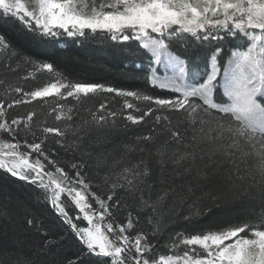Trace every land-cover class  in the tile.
I'll use <instances>...</instances> for the list:
<instances>
[{
    "label": "snow or ice",
    "instance_id": "snow-or-ice-1",
    "mask_svg": "<svg viewBox=\"0 0 264 264\" xmlns=\"http://www.w3.org/2000/svg\"><path fill=\"white\" fill-rule=\"evenodd\" d=\"M0 27L17 29L37 47L61 37L136 41L138 49L150 53L145 79L173 93L156 97L105 83L65 81L52 62L34 67L56 72L54 82L29 92L9 85L8 102L0 99V170L37 189L36 198L75 238V251L53 256L57 242L42 231L39 216L25 210V225L44 239L27 254L0 250V264H264V212L255 223L171 233L166 247L172 254L157 255L149 239L168 226L161 211L167 204L173 219L187 205L183 220L189 224L213 207L220 209L219 196H212L209 207L200 203L197 191L211 196L223 186L234 196H248L258 189L264 197V0H0ZM173 46L184 50L176 54ZM0 54L20 55L6 34H0ZM11 92L22 95L12 98ZM106 94L124 98L119 111L105 99L94 111L85 109L90 118L77 122L74 105L52 107L56 120L68 122L63 127L34 126L35 110L8 117L14 106L49 97L82 104ZM118 117L131 125L148 122L151 131L125 145L120 159L109 160L96 149ZM157 128L168 133L162 143H156ZM50 134L56 138L53 147L46 143ZM60 149L70 151L71 159L63 162ZM131 153L138 159L126 161ZM89 167L104 171L97 187L107 186V192L92 191ZM70 206L77 215L70 214ZM121 212L127 214L118 222ZM142 218L151 233L130 234ZM14 219L8 200L0 201V222Z\"/></svg>",
    "mask_w": 264,
    "mask_h": 264
},
{
    "label": "trees",
    "instance_id": "trees-1",
    "mask_svg": "<svg viewBox=\"0 0 264 264\" xmlns=\"http://www.w3.org/2000/svg\"><path fill=\"white\" fill-rule=\"evenodd\" d=\"M0 34H6V39L11 46L20 53L17 56L0 54V81L3 82L0 83V99H5L6 103L8 102L6 97L9 95V85L20 86L25 92H29L55 81L56 72L48 73L46 70H37L34 67V63L40 62H52L54 68L62 74L65 81L105 83L109 86L125 90H136L156 97L173 95L169 91L151 87L145 79L150 53L138 49V42L136 41L120 43L103 39L85 41L61 37L58 42L37 47L27 43L25 37L17 29L0 27ZM231 46V43H229L225 47V54L228 53V48ZM171 50L176 54H180L184 49L173 46ZM226 59L227 55H225ZM135 64L142 65L143 70L137 69ZM20 95L22 94L10 93L12 98H19ZM105 99L108 101L109 107L117 111L122 108L124 98L116 97L113 94H106L103 97H91L82 104L77 103L72 98L60 100L58 97H49L43 102L37 100L29 104L14 106L8 110V117H23L30 111L35 110L37 116L33 118L34 126L40 124L63 127L68 122L64 119L56 120L55 117L58 113L51 111L52 107L58 103L64 104L66 108L74 105L73 110L75 112L76 109H79V115H74L73 119L78 122L81 117L90 118L85 109L94 111L99 103L104 102ZM133 102L142 104V102ZM173 123H176V121H173ZM125 124L128 125L127 129L122 128ZM150 131L151 126L148 122L131 125L123 117H118L116 128L112 129L110 127L105 130L106 142L97 147L96 152L106 155L109 160L113 158L120 159L125 152V145L135 144L137 136L147 135ZM156 132L158 134L156 143H162L168 138L167 132L159 134V128L156 129ZM37 135H39V131H37ZM16 139L21 140L22 136H18ZM55 139L54 136L49 135V140L46 141L49 147L54 146L53 141ZM69 139L71 140L72 137L69 136ZM31 140L32 137L28 136V141L31 142ZM149 147H154V145H149ZM71 157L72 153L70 151L64 152L63 149H60V158L63 162H67ZM52 158L56 159V156ZM127 159L135 161L138 159V154L131 153L126 161ZM60 166H63V163ZM65 171H68L69 175H74V170L69 171L68 168H65ZM85 171L88 172L92 180V191L96 192L97 195L108 191L107 186L97 187V185H101L100 178L105 174L102 169L89 167ZM36 192L37 189L33 185L11 177L5 171L0 170V201L7 199L15 213V219L9 221L7 225L0 222V250H10L14 254H27L34 248H38L42 243L44 237L41 233L34 228H29L24 223V212L27 210L39 216L43 226L42 231L47 234L49 239L57 242V246L53 250V256L57 253L71 255L75 251V238L67 231L66 226L60 223L53 211L36 198ZM196 195L202 197L200 201L202 205L209 207H213L212 196H219L220 199L216 200L215 203L221 205L220 209L213 207L212 212L202 216L198 223L189 224L183 220V216L189 213L187 205L179 210L180 214L175 219H173V214L169 212L172 207L171 204L165 205L161 211L166 213L164 222L168 226L160 236L149 235V239L156 244L154 252L157 255L172 254L166 247L169 243L168 236L171 233L181 230L186 233H195L202 229L218 230L245 221L255 223L260 219V214L264 212V197L259 194L258 189H253L251 195L248 196H234L233 191L221 186L213 189L211 196H206L201 191H197ZM92 206L93 208L96 207L95 202L92 203ZM69 211L73 216L78 214V210L73 206L69 207ZM126 214V212L117 214L118 222H123ZM133 215H135L134 211ZM78 223L81 226H86V222L83 220L78 221ZM151 230L152 226L145 223L142 218L136 229H133L130 234L134 235L136 231L151 233ZM62 234L65 237L64 239H60ZM51 258L52 256L48 257V259Z\"/></svg>",
    "mask_w": 264,
    "mask_h": 264
},
{
    "label": "rangeland",
    "instance_id": "rangeland-1",
    "mask_svg": "<svg viewBox=\"0 0 264 264\" xmlns=\"http://www.w3.org/2000/svg\"><path fill=\"white\" fill-rule=\"evenodd\" d=\"M161 74H163V72H162ZM169 74H170V73H169Z\"/></svg>",
    "mask_w": 264,
    "mask_h": 264
},
{
    "label": "bare ground",
    "instance_id": "bare-ground-1",
    "mask_svg": "<svg viewBox=\"0 0 264 264\" xmlns=\"http://www.w3.org/2000/svg\"><path fill=\"white\" fill-rule=\"evenodd\" d=\"M121 53V52H120Z\"/></svg>",
    "mask_w": 264,
    "mask_h": 264
}]
</instances>
